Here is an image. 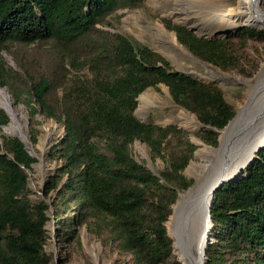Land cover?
<instances>
[{"label": "trees", "instance_id": "16d2710c", "mask_svg": "<svg viewBox=\"0 0 264 264\" xmlns=\"http://www.w3.org/2000/svg\"><path fill=\"white\" fill-rule=\"evenodd\" d=\"M145 1L0 0V90L7 89L14 105L25 108L32 144L41 133L39 116L65 131L48 154L57 164L39 200L31 198L27 173L36 159L18 138L2 137L0 264H51L46 251L51 219L62 241L81 245L78 228L89 212L106 217L109 242L133 264H167L174 258L167 222L180 192L193 186L184 171L196 146L175 125L142 122L136 116L138 98L148 88L165 85L175 104L204 126L196 136L212 147L236 110L216 84L176 71L149 47L98 27L114 12L141 8ZM162 22L194 57L222 72L252 76L242 64L244 49L250 40L263 41L264 30L239 27L209 40L167 19ZM33 44L48 47L44 64L12 50ZM83 60L89 76L67 70V65L79 70ZM9 122L0 107V133ZM136 141L148 147L152 160H164L166 168L154 173L139 164L131 154ZM214 197L206 264H264V146L242 175Z\"/></svg>", "mask_w": 264, "mask_h": 264}, {"label": "rangeland", "instance_id": "374dc122", "mask_svg": "<svg viewBox=\"0 0 264 264\" xmlns=\"http://www.w3.org/2000/svg\"><path fill=\"white\" fill-rule=\"evenodd\" d=\"M238 3L239 0H146L141 8L120 9L114 12L105 19L104 23L99 24L98 27L102 31L110 34H121L137 46L149 47L154 52L164 56L176 71L194 76L204 83L216 84L223 91L226 101L235 108L236 118L241 108L247 104L249 98L248 83H255L256 77L264 68V40H250L244 49V59L242 64L247 71L252 73L251 77H246L237 71L222 72L215 66L194 57L182 45L179 44V47L173 45L168 37L172 34L175 35V32L167 30L162 20L167 19L173 25H180V23L183 22L179 21L178 18L186 11H191L192 13L193 10L198 11L199 13L203 11L204 7H207L208 4L213 5L214 9H217L220 5L235 7ZM260 9L264 11V0H262L260 4ZM200 15L201 14H199V16ZM199 16L191 20L195 19L196 21H199ZM185 25L191 27L188 24ZM239 27L264 30V27H250L243 25L242 23H239L237 28ZM234 30L228 31L223 36H217L216 39L224 38ZM196 33L206 39H213L207 35L199 33L198 31ZM12 50H14L16 56L23 58L24 60L32 62L39 61L44 64L48 47L33 44L29 46H12ZM3 57L9 65L17 68L15 60L11 55L7 52H3ZM67 70L71 71L74 75L76 73L83 76L90 75L84 60L81 61L79 70H75L68 65ZM141 95H145L147 99L140 100ZM141 95L138 98L136 116L142 122L162 127L175 125L185 132L186 138L196 146L193 158L184 171V175L194 181L193 186L187 191L180 192L179 199L173 206V214L167 222L168 232L174 241L175 248L176 241L173 237V233L183 225V219L187 217L190 208L189 204L184 205L178 211V219H175L177 218L176 214L178 205L182 202L181 195L186 194L189 190L196 187L197 180L194 176L195 168L197 165L206 162V158L198 156L197 153L204 147L218 148L220 146L221 133L228 128V125L223 130L219 131L218 146H209L196 136V134L204 128L199 126L196 131L191 132L184 126V119L181 116H183L182 114H185L184 118L187 117V120H190L186 114L190 112L175 104L169 89L165 85H159L157 89L148 88ZM0 107L8 114L1 104ZM16 108L24 111L21 123L27 138L23 139L10 130L13 120L8 114L10 122L3 127L2 132L0 133V142H2L3 136H7L18 138L25 144L28 153L36 159L32 171H27L29 185L33 192L31 198L33 200L44 199L42 190L57 164L56 161L48 160V154L53 145L64 136L65 131L60 123L39 116L38 128L41 133L38 137V143L34 145L29 140V121L26 110L23 106H16ZM197 122L199 125H202L198 120ZM238 132L239 131H237L235 135H237ZM42 140L45 141L44 149L39 147ZM198 141L203 145L198 144ZM177 145V142L173 143V151L176 150ZM131 154L139 164L144 165L154 173H158L166 168V162L164 160L160 158L152 160L148 147L140 141H136L131 146ZM243 171H245L244 168ZM48 203L51 206V201H48ZM49 214L51 217L53 216L52 208L50 209ZM86 217L87 221L78 228V233L81 237V245L76 244L72 239H69L68 243L62 241L61 235H59L60 232L58 231L60 229L57 227L53 218L51 219L47 227L49 230V240L46 245L47 253L52 256L51 264H133L129 255L121 254L118 248H116L113 243L109 242V226L106 217L91 212H89ZM205 235V232H201L200 239L202 237L205 238ZM94 246L99 247L98 254L100 255V258L98 261L91 253ZM180 257L181 255L174 251V258L167 264H175L176 262L183 264V260H181L182 257Z\"/></svg>", "mask_w": 264, "mask_h": 264}, {"label": "bare ground", "instance_id": "6f19581e", "mask_svg": "<svg viewBox=\"0 0 264 264\" xmlns=\"http://www.w3.org/2000/svg\"><path fill=\"white\" fill-rule=\"evenodd\" d=\"M261 2L262 0H239L235 7L220 5L217 9L208 4L199 13L193 10L192 13L186 11L178 20L211 38L223 36L226 32L236 29L239 23L263 28L264 11L260 9ZM197 16L200 18L199 21L191 20ZM168 38L173 45L180 46L175 35H169ZM248 87L247 104L241 108L231 125L222 131L220 146L218 148L204 147L198 151L197 155L205 157L206 162L195 168L196 187L181 195L182 202L178 205L175 219H178L180 208L186 204L191 206L188 235L179 241L180 232L173 233L177 239L175 252L181 255L183 264H203L205 261V248L201 244L200 234L209 225L207 212L212 201L208 195L209 188L222 179L239 178L245 165L253 160L259 148L264 146V68L256 77L255 83H248ZM145 99H147L145 95L140 96V100ZM0 104L13 120L10 130L26 139L27 135L21 123L24 111L16 108L7 89L0 91ZM186 114L190 120H187V117L184 118L185 114H182L184 126L191 132L196 131L200 126L197 119L190 113ZM237 131L239 132L235 135ZM198 144L203 145L200 141ZM39 147L44 149V140ZM98 250V246H94L91 250L97 261L100 258Z\"/></svg>", "mask_w": 264, "mask_h": 264}, {"label": "water", "instance_id": "95a60500", "mask_svg": "<svg viewBox=\"0 0 264 264\" xmlns=\"http://www.w3.org/2000/svg\"><path fill=\"white\" fill-rule=\"evenodd\" d=\"M180 25L181 26H184V27H186V28H188L190 31H192L193 33H195L196 35H197V30L195 29V28H192V27H189V26H187V25H185V24H183V23H180ZM227 33V32H226ZM197 36H199V35H197ZM199 37H201V38H205V37H203V36H199ZM209 40H216V38H213V39H209ZM237 117V116H236ZM234 119H235V117H234ZM233 119V120H234ZM232 120V121H233ZM231 121V122H232ZM231 122L228 124V126L231 124ZM201 126V128H204V126L203 125H200ZM263 147V146H262ZM262 147H260V148H262ZM259 148V149H260ZM253 160H254V158H253ZM253 160H251L250 162H248L246 165H245V167H244V169H247V167L249 166V164L253 161ZM236 178H231V179H222V180H220L219 182H217L215 185H213L211 188H209V190H208V195H209V197H210V199L212 200L211 201V204H210V206H209V209H208V212H207V216H208V221H209V225H208V227L205 229V238L204 237H202L201 238V244L204 246V248H205V261H204V263L203 264H206V253H207V242L209 241V238H208V236H209V233H210V231H211V229L213 228V224H212V218H211V208H212V206H213V203H214V200H215V197H214V193L217 191V190H219L225 183H228V182H230V181H233V180H235ZM189 206H190V204H189ZM191 207V206H190ZM191 220V212H190V208H189V211H188V213H187V217H185V219H183V225L180 227V228H178L177 230H176V233H179L180 232V237H179V241H182L183 240V238H184V236L185 235H188V233H189V221ZM173 237L175 238V236H174V234H173ZM175 241H176V243H177V239L175 238ZM174 251H176V248H174Z\"/></svg>", "mask_w": 264, "mask_h": 264}, {"label": "built area", "instance_id": "2783aa9c", "mask_svg": "<svg viewBox=\"0 0 264 264\" xmlns=\"http://www.w3.org/2000/svg\"><path fill=\"white\" fill-rule=\"evenodd\" d=\"M2 152V151H1ZM208 238H209V236H208Z\"/></svg>", "mask_w": 264, "mask_h": 264}]
</instances>
